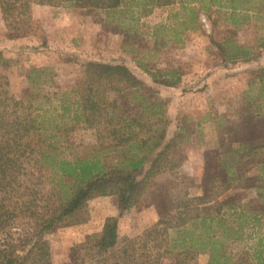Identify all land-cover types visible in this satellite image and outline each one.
<instances>
[{
    "label": "trees",
    "instance_id": "trees-1",
    "mask_svg": "<svg viewBox=\"0 0 264 264\" xmlns=\"http://www.w3.org/2000/svg\"><path fill=\"white\" fill-rule=\"evenodd\" d=\"M191 3L192 7L184 0H0V7L10 39L28 35L35 4L122 11L133 17L134 12L147 15L154 7L180 4L189 9L188 18L180 22L184 31L200 29L202 9H230L236 28L239 10L254 7L246 6L250 0ZM232 35L218 39L209 34L223 61L249 60L258 54L256 47ZM8 61L0 51V264H200L198 256L207 252L205 264H264L263 241L259 249H247L235 259L223 249L221 235L232 238L236 233L222 228L224 205L235 209L233 202L222 200L234 178L228 157L232 145L208 156L201 195L186 191L179 205L171 200L157 221L120 243V216L151 204L154 179L177 173L183 164V131L168 136L164 102L151 101L142 92L143 79L126 64L90 61L86 78L67 87L49 76L50 67H33L16 92L9 73L1 69L8 68ZM141 68L156 83L176 86L181 81L143 64ZM246 85L248 116L235 120L228 131L247 126L254 131L256 117H264V66L249 70ZM222 122L217 117L221 137ZM79 129L91 130L95 140L67 144L66 136ZM257 137L248 135L236 150L250 141L259 144H251L248 152L262 148L263 140ZM223 174L229 179L225 185ZM106 196L117 197L119 215L105 217L101 227L91 226L89 203ZM210 203L216 204L215 212L206 214L203 207ZM55 231L63 232L57 238L48 236Z\"/></svg>",
    "mask_w": 264,
    "mask_h": 264
},
{
    "label": "rangeland",
    "instance_id": "rangeland-1",
    "mask_svg": "<svg viewBox=\"0 0 264 264\" xmlns=\"http://www.w3.org/2000/svg\"><path fill=\"white\" fill-rule=\"evenodd\" d=\"M185 1L189 3L186 5H194L191 0ZM250 3L246 6L257 5ZM134 13L133 17L132 13L122 11L38 4L33 9L28 35L10 39L0 7V51L9 60L8 68L1 69L9 73L16 92L33 67H50L49 76L63 87L85 79L90 61L123 63L141 77L145 82L142 92H147L151 101L164 102L169 137L183 125L185 162L189 159L187 166L177 173H165L154 179L149 200L161 215L171 200L179 205L186 191L194 194L200 190L210 154L224 152L248 135L253 138L256 134L248 126L228 131L234 125L232 121L240 122L248 116L245 109L248 99L243 91L249 66L246 60L223 61L209 34L221 39L231 33L240 43L256 47L258 52L264 41V15L247 17L243 16L244 12H238L235 19L243 24L235 28L230 9L214 6L207 11L200 10V29L184 31L180 22L188 18L189 9L180 4L157 6L147 15ZM175 13H179V17L174 16ZM142 64L154 72H162L164 77H180L181 81L176 86L156 83L141 68ZM217 117L223 119L222 137L217 130ZM256 120V125L262 129L264 118ZM94 140L93 132L87 129H79L65 138L69 145H84ZM228 157L231 159L230 155ZM253 163L248 159L235 163L233 169L238 171L239 179L231 182L222 197L235 204V209L224 205L226 221L222 228H234L236 233L232 238L221 235L223 249L234 259L247 249L254 252L261 247V241L264 243V201L258 194H250L251 189L260 185L259 180L245 175V170ZM196 169L203 173L202 178L192 176ZM222 179L223 185L229 183L224 174ZM117 205L116 196L101 197L91 201L88 210L101 227L105 216L116 211ZM215 205L210 203L203 210L206 214L213 213ZM149 221L150 211L134 210L122 217L120 243L133 231L144 229ZM62 232L55 231L48 236L57 238ZM208 259V252L198 256L200 264Z\"/></svg>",
    "mask_w": 264,
    "mask_h": 264
},
{
    "label": "crops",
    "instance_id": "crops-1",
    "mask_svg": "<svg viewBox=\"0 0 264 264\" xmlns=\"http://www.w3.org/2000/svg\"><path fill=\"white\" fill-rule=\"evenodd\" d=\"M264 1V0H263ZM262 0H250V2L255 3L257 5H253L254 7L251 9V10H248L247 12H244V10H239V12L243 13V16H247V17H262L264 15V2ZM262 3V6L259 7V5H261ZM38 6V4H35L33 5L32 7V13H33V9H35V7ZM258 6V7H257ZM260 8V9H259ZM230 13H231V10H230ZM239 13H237L236 15H238ZM242 16V15H241ZM238 21V20H237ZM239 24L238 25H241L243 24L240 21H238ZM234 26V25H233ZM258 41V39H257ZM247 61V66H249V70L251 69H256V68H259V67H262L264 66V41L262 42L261 46H259V52L258 54H256L255 57H253L252 59H249V60H246ZM246 89V87H245ZM244 89V90H245ZM243 93H245L243 91ZM245 95V94H244ZM250 111H253V109H249ZM220 114H222V111L219 112ZM261 116H257L256 119L260 118ZM264 118V117H262ZM255 119V130L253 131L254 133H256L255 131H257L256 134H260L261 136L257 137L259 139H262L263 141H261V143L263 142L264 143V127L262 129H260V127H258L256 124L257 120ZM232 123L235 125L236 123H234L232 121ZM264 123V121H263ZM178 131H184V127L183 125H180L178 127ZM168 136H170L168 134ZM174 136V135H173ZM251 139V138H250ZM251 144H257L256 142L254 141H250L248 142L247 144H242L240 146V149L239 151L236 150V147L239 146V145H232L233 146V151H232V154H231V159L233 161V166L232 168H234L235 166V161L239 162L240 160H251V161H254L253 164H251L245 171H246V176L247 178H250V177H255L256 179L259 180V183L260 185H258L257 187H254L252 190V192L250 194L252 195H255V194H258L259 196L258 197H262L263 201H264V146L262 148H258L257 150H254L252 152H248L249 149L248 147L251 145ZM259 144V143H258ZM257 144V145H258ZM245 152H247V154H245ZM251 153V154H250ZM236 158H239L238 160H236ZM189 163V159L184 160L183 164L179 167L182 168L183 166H187V164ZM254 174V175H253ZM191 175V174H190ZM203 175V173L201 172H197V169H196V172L192 174V176H197V177H201ZM203 177V176H202ZM201 177V178H202ZM232 177H234L232 179V184L233 182L237 179H239V173L238 171H235V169L232 170ZM255 186V185H254ZM203 193V190L202 188H200L199 191H196L194 194H191L189 193V195H201ZM106 197H114V196H106ZM98 198H101V197H98ZM96 198V199H98ZM95 200V199H94ZM93 201V200H92ZM91 202V201H90ZM134 210H138L140 212H146V211H150V221L146 224V227H148L149 225L153 224L155 221H157L159 218H160V214H159V211L158 209L156 208V206L154 204H149L147 206H143V207H134L132 208L130 211H127L126 213H124L122 216H120V219H119V234H120V220L122 219V217H124L126 214H129L131 213L132 211ZM118 216L119 215V209H118V205L116 207V211L112 212V213H109L107 214L105 217L107 216ZM105 219V218H104ZM103 223V221H102ZM101 223V225H102ZM90 224L92 226V224H96V221L94 218H92V220L90 221ZM145 227V228H146ZM144 228V229H145ZM143 230V229H142ZM142 230L136 232V231H133L131 234H129V236H133V235H136V234H139ZM128 236V237H129Z\"/></svg>",
    "mask_w": 264,
    "mask_h": 264
}]
</instances>
